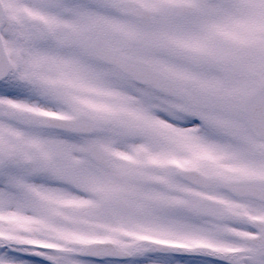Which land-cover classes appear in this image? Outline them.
Instances as JSON below:
<instances>
[{"label": "snow or ice", "instance_id": "6c2138e0", "mask_svg": "<svg viewBox=\"0 0 264 264\" xmlns=\"http://www.w3.org/2000/svg\"><path fill=\"white\" fill-rule=\"evenodd\" d=\"M0 264H264V0H0Z\"/></svg>", "mask_w": 264, "mask_h": 264}]
</instances>
